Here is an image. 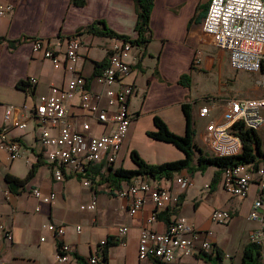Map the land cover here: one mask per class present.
<instances>
[{
	"label": "crops",
	"instance_id": "crops-1",
	"mask_svg": "<svg viewBox=\"0 0 264 264\" xmlns=\"http://www.w3.org/2000/svg\"><path fill=\"white\" fill-rule=\"evenodd\" d=\"M210 1L154 0L150 16L151 39L146 44H134L129 58L132 70L122 81L133 84L135 92L130 96L128 104L132 116L129 130L113 166L136 168L130 155L133 149L149 163H163L186 156L174 144L148 135V131L156 129V115L172 131L184 134L187 118L183 104L189 103L195 142L203 149L197 141L199 134L203 144L211 150L205 138L206 127L211 121L225 117L230 100L264 97L238 96L225 99L215 97L208 91L203 93L195 90L194 75L202 72L204 66L211 68L217 62L215 49H218L219 58L229 55L202 29ZM0 4L13 6L4 15H0V131L5 129L9 137L15 138L22 151L21 157L12 159L9 152L0 147L1 185L11 191L5 179L6 174L25 178L40 157L42 162L24 189L17 193L11 191L9 197L3 191L0 192V223L11 233V237L7 238L0 231V264H80L77 255L85 259L84 264H91L89 258L92 256L99 259L96 264H156L154 258L139 259L141 230L148 227L164 232L179 215L187 218L199 237L210 240L211 248L208 252L197 250L190 255L178 249L174 262L169 264H212L205 254H211L220 264H243V250L250 242L249 234L261 225L249 219L252 205L259 197V186L255 181L248 195L241 198L230 195L222 187V174L217 185L213 186L216 167L212 175L203 181H197L196 177L201 171L193 174L192 190L185 191L180 189L176 176L189 173L187 169L170 177L141 176L154 186L167 188L172 195L178 196L179 201L178 204L172 203L160 210L157 218L149 222V217L155 212L150 193L143 194L145 202L134 215L127 208V199L118 195L119 189L129 186L138 177L121 181L118 185L102 181L100 175L95 182L89 180L90 183L86 184L88 179L68 167L64 168L65 180L58 181L54 177V164L47 157L40 134L45 127L51 133H56V129L45 126L36 117L34 109L40 95L47 93L51 85L66 87L74 73L66 70L64 61L63 65L55 68L41 53H34L33 41L42 38L57 52L63 53L67 39L77 36L81 41L77 72L92 77L95 75L94 62L108 59V46L114 38L93 35L87 31V26L105 20L107 26L115 32L136 38L138 17L135 1L85 0L82 5L76 4L75 0H0ZM15 41V46L11 47L10 43ZM184 74L191 77L189 84L180 82ZM33 77L37 82H31ZM23 80L28 83L27 89L17 86ZM114 87L119 88L120 84ZM95 88L102 89L100 86ZM203 98L206 101L219 99L222 103L199 102ZM76 103L77 100L70 108L71 115L81 116L82 111ZM8 105L15 107L12 120L5 119ZM205 106L210 111L202 116L200 109ZM14 119L25 120L27 128L15 127ZM198 119L206 120L205 128L201 131L197 128ZM110 129L111 126L101 128L94 122L92 132H108ZM204 152L208 154L206 150ZM127 156L130 159L129 165L125 163ZM108 173L107 169H102L104 176ZM201 173L204 175L205 171ZM93 185H96L95 188ZM34 188H39L44 194L55 192L57 197L53 203H45L35 196ZM93 200L97 201L95 210H81V204ZM216 208L232 212L231 220L222 224L228 230L234 227L237 220L245 223L244 237L234 240L227 238V233L224 236L219 234L220 223L211 220V214ZM48 222L66 225L64 241L71 246L68 261L58 258L61 241L43 229V225ZM123 224L129 226L125 243L118 238V228ZM78 225L82 226L81 232L77 230ZM42 236H46L44 241L41 240ZM110 236L117 244L109 248L108 261H104L101 254L103 246L100 243L102 240L108 241ZM216 250L222 252L220 259Z\"/></svg>",
	"mask_w": 264,
	"mask_h": 264
},
{
	"label": "built area",
	"instance_id": "built-area-1",
	"mask_svg": "<svg viewBox=\"0 0 264 264\" xmlns=\"http://www.w3.org/2000/svg\"><path fill=\"white\" fill-rule=\"evenodd\" d=\"M12 7L0 4V15H4ZM202 29L212 37L219 48L229 53L234 68L258 72L259 84L264 88V0H211ZM80 47L81 41L77 36L67 39L63 53L57 52L41 38L33 41L34 53H41L55 68L63 65L64 61L66 70L74 73L66 87L51 85L47 93L40 95L34 109L36 117L45 126L56 129V133H51L48 127L43 128L40 141L48 159L54 164L53 174L58 181L65 180V167L80 174L90 164H113L132 119L128 104L135 87L122 81L132 70L129 58L132 56L134 44L130 40L114 38L108 46V64L92 77L77 72ZM31 82H37V79L33 77ZM116 84H120V87L115 88ZM95 86L102 89H96ZM76 100L78 108L82 111L81 116L71 115L70 112ZM263 109L264 97L231 99L225 117L211 121L206 127L205 138L213 155H239L243 151V141L234 132V124L242 122L246 128L258 130L264 124L261 115ZM209 111L210 108L205 106L200 109V114L205 116ZM14 112L15 107L8 105L5 119L12 120ZM94 122L98 127L111 126V129L108 132L93 133ZM13 125L20 129L28 126L25 120L17 119L13 120ZM0 147L7 150L12 159L22 156L19 142L9 137L5 129L0 131ZM141 176H136L138 178L129 186L119 189L118 195L127 199V208L130 214L134 215L145 202L143 194L150 193L155 205V212L149 217L151 222L157 218L160 210L172 203L178 204V196L172 195L167 188L152 185ZM253 181L259 186V197L252 205L249 219L260 222L261 225L250 232L249 241L261 246L264 259V160L257 168L249 164H238L222 171L221 185L232 196L246 197ZM176 182L183 191L194 185L192 175L187 172L177 175ZM89 183L87 180L86 184ZM1 191L6 197L11 195V191L4 189L0 183ZM33 193L45 203H53L57 197L55 192L44 194L39 188H34ZM80 208L82 211L95 210L97 201L81 204ZM231 218L232 212L224 208H216L211 214V220L220 224L227 223ZM43 229L61 241L58 258L68 261L71 246L64 241L66 225L48 222L43 225ZM77 230L81 232L82 226L78 225ZM0 231L7 238L11 237L10 231L3 223H0ZM196 231L187 218L180 215L164 232L143 227L138 248L139 259L154 258L169 264L174 262L178 249L186 255L197 250L208 252L211 248L210 240L207 237H199ZM128 232V225L119 226L118 238L122 243H125ZM45 239L46 236L41 237L42 241ZM106 243L107 240H102L100 244L104 246ZM98 261L95 256L89 258L91 264Z\"/></svg>",
	"mask_w": 264,
	"mask_h": 264
},
{
	"label": "trees",
	"instance_id": "trees-1",
	"mask_svg": "<svg viewBox=\"0 0 264 264\" xmlns=\"http://www.w3.org/2000/svg\"><path fill=\"white\" fill-rule=\"evenodd\" d=\"M134 1L136 3L138 17L135 27V31L137 33L136 38L115 32L109 26H107L105 20H98L90 24L87 26V31L96 36L130 40L133 44L148 43L151 39L150 16L154 0ZM75 3L83 5L85 0H75ZM15 43L16 41L11 42V47L15 46ZM107 64L108 59L103 61H95V75L100 73ZM190 79L191 77L188 74H184L181 77L180 82L189 84ZM27 85L28 83L23 80L20 81L17 86L25 89ZM183 109L187 118V126L184 134H178L172 131L168 124L160 116L156 115L154 117L156 129L148 131V135L155 139L174 144L185 153L186 156L184 158L163 163H149L136 149H133L130 155L132 161L137 166L136 168H126L124 166L115 167L113 164L108 165L104 163H94L90 164L83 173H80V176L95 182L97 177L101 175L100 179H102V181L117 183L119 185L121 181H130L132 178L139 175H149L154 178L162 176L170 177L172 174L182 171L183 169H187L188 172L193 175L197 171L204 172L209 167L214 166L217 168L215 177L213 179L214 186L217 185L223 169L233 167L238 164H249L253 168H257L262 160H264V150L262 149V140L259 132L254 129L246 128L242 122H237L233 126L234 132L239 135L243 141V151L239 155L216 156L205 153L203 149L195 142V130L193 128L189 103L185 102L183 104ZM41 163L40 157L39 161L33 165L25 178H19L12 174H6L5 179L9 183L11 191L17 193L24 189L25 185L35 176L37 168L41 165ZM102 169L108 170L109 173L107 176L102 174ZM95 186L96 185H93V188H95ZM115 244H117V242L114 241L110 236L107 243L101 248V254L104 261H108L109 248ZM216 251H218V259H220L222 257V252L220 250ZM205 256L209 261L212 262V264H220L219 260L213 259L211 254H205ZM77 258L80 264L85 263V259L82 256L77 255ZM155 261L156 264H167L161 260ZM242 261L243 264H264L261 246L257 245L256 243L249 242L243 250Z\"/></svg>",
	"mask_w": 264,
	"mask_h": 264
},
{
	"label": "rangeland",
	"instance_id": "rangeland-1",
	"mask_svg": "<svg viewBox=\"0 0 264 264\" xmlns=\"http://www.w3.org/2000/svg\"><path fill=\"white\" fill-rule=\"evenodd\" d=\"M217 59L216 64L208 68L202 69L203 71L200 73H196L193 79V85L195 90L200 92H211L215 95V97L229 99L232 97H257L259 95H264V88H262L258 82L259 73L246 71V70H237L231 65L229 55H224L222 58H219L218 49L216 48L214 51ZM191 81V79H190ZM203 100L204 103H222L219 99L218 101H206L205 98L200 99L199 102ZM261 115L264 118V109L261 111ZM206 120L198 119L197 120V128L199 131L205 128ZM258 132L261 136L262 140V149L264 150V124L258 129ZM198 143L203 147V150L208 152L209 155L213 154L208 147L203 144V140L201 136L198 134L197 136ZM126 165L130 164V159L127 156L125 160ZM214 166H211L205 171V174L198 173L196 175L197 181H203V179H207L210 175H212ZM192 190V189H190ZM189 190V191H190ZM190 201H188L189 203ZM80 203V202H79ZM219 234L223 236L227 233V238H240L244 237L245 231V223L243 221L237 220L234 227L227 229L226 225L220 224L218 227Z\"/></svg>",
	"mask_w": 264,
	"mask_h": 264
}]
</instances>
